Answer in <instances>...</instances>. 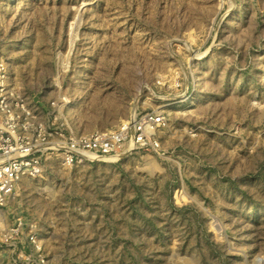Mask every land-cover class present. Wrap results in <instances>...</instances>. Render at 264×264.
<instances>
[{"label": "rangeland", "instance_id": "1", "mask_svg": "<svg viewBox=\"0 0 264 264\" xmlns=\"http://www.w3.org/2000/svg\"><path fill=\"white\" fill-rule=\"evenodd\" d=\"M0 58L78 133L162 119L157 151L19 181L41 264H264V0H0Z\"/></svg>", "mask_w": 264, "mask_h": 264}, {"label": "built area", "instance_id": "2", "mask_svg": "<svg viewBox=\"0 0 264 264\" xmlns=\"http://www.w3.org/2000/svg\"><path fill=\"white\" fill-rule=\"evenodd\" d=\"M53 113L41 114L27 105L9 85L6 63L0 58V250L20 244L21 236L25 238L24 245L11 257L13 264H41L44 259L43 243L32 224L21 217L11 224L1 219L2 207L23 177L40 175L50 156L71 167L110 159L131 146V150L157 151V142L143 134L145 125L162 121L152 114L115 128L78 133Z\"/></svg>", "mask_w": 264, "mask_h": 264}, {"label": "crops", "instance_id": "3", "mask_svg": "<svg viewBox=\"0 0 264 264\" xmlns=\"http://www.w3.org/2000/svg\"><path fill=\"white\" fill-rule=\"evenodd\" d=\"M19 238H20V244L15 243L14 246L9 247L7 250H4V249L0 250V262H2L3 258H5V253H4L5 251H7L6 255H9L8 259H10L11 261V257L15 254L16 250L20 248L22 245H24V242H25L24 236H21Z\"/></svg>", "mask_w": 264, "mask_h": 264}, {"label": "bare ground", "instance_id": "4", "mask_svg": "<svg viewBox=\"0 0 264 264\" xmlns=\"http://www.w3.org/2000/svg\"><path fill=\"white\" fill-rule=\"evenodd\" d=\"M64 97H62V99H63ZM64 100V99H63ZM55 104H56V102H55ZM160 117V116H159ZM162 123V122H161ZM164 124V123H163ZM161 126V125H160ZM23 179V178H22Z\"/></svg>", "mask_w": 264, "mask_h": 264}]
</instances>
